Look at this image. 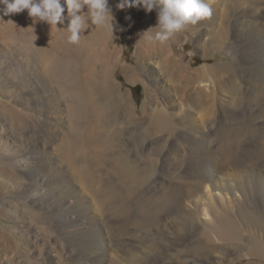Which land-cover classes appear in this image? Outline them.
Returning a JSON list of instances; mask_svg holds the SVG:
<instances>
[{
    "label": "bare ground",
    "instance_id": "1",
    "mask_svg": "<svg viewBox=\"0 0 264 264\" xmlns=\"http://www.w3.org/2000/svg\"><path fill=\"white\" fill-rule=\"evenodd\" d=\"M214 1L206 0L212 8L211 17L202 20L196 26H191L193 28H189V31L186 27L188 32L184 31L186 34V41L183 46L185 47L188 42L192 43L197 51H201L204 55H207L208 51L212 49H218L223 53L236 51L235 48L246 51V47H244L245 38L252 43L258 42L259 45L254 48L253 55L250 56L249 53L244 58L241 56V58L239 54H237L235 57V64H238L239 68L248 67L246 68L249 70L247 79L243 84L237 85L239 88L242 86V90L247 96L248 103L251 105H253V102L260 103V107L264 108V30L262 32L258 31V36L254 38V31L260 29L258 25V20L260 21V19H256L257 17L255 18L254 16H259L261 21L263 20V23L264 12L256 8V10L254 9L255 6L252 4L253 0H218L222 3L220 6L214 5ZM108 2L115 19L114 34L106 27L96 28L95 26H91L86 30L85 36L82 34L79 44L76 45L68 43L69 33L63 31L66 25H57V29L56 27L50 28L46 22L33 24L32 18L28 16L27 10L19 14L4 16V5L0 4V82L1 75L5 74L8 79L13 78L14 80L31 82V84H33L32 86L37 90H41L42 100L41 98L38 99L36 110H33L34 108L31 111L29 110L33 115V119L31 118V120H33L36 125H40V127L44 126L53 134H56L58 138L61 133H64L60 126L65 124L67 120H73L76 134L74 137L71 136L66 139L68 147L62 149L67 150L64 152H66L67 160L73 165L74 172L79 174L83 173V170H79V162L77 160L81 151L88 155L104 154V160H111L112 165L117 170L121 171L124 176L131 177L143 183L142 180L146 181L148 177L147 172H144V168L141 169V164L138 160L136 161L133 154H130L131 151L125 150L127 144L125 145L124 143L122 131L121 129L115 128L119 117L114 110L116 103L111 98V96H114L111 95L113 91L111 72L117 61V48L115 47L117 33L119 32L118 35L120 36L122 32L119 30L120 24H118L117 20L121 17L116 8L118 2L116 0H108ZM257 11H259V14H257ZM153 13L157 14V11L153 10V12L147 13L144 10V18L141 19L138 26L134 29L135 37L139 45L137 47L138 54H140L142 58H147L153 54L154 49L161 52H165L168 49L166 43H156V45L146 43V49L144 48L145 40L143 39L142 33L150 28V24L153 23L154 20L157 22V19L152 15ZM65 15H67V12H65ZM262 25H264V23ZM176 35L178 36L179 34L177 33ZM62 37L66 38L65 44L61 43ZM188 62L190 65L192 64L191 59H188ZM169 65L180 68V64L175 60ZM212 67L214 66L203 65L198 70H210ZM129 72L131 71H125V73ZM188 75L189 74H187V78H191L189 77L191 74ZM236 80L238 81V79ZM163 81L164 83H168V80H154L156 88L163 84ZM129 83L133 84L134 81L130 79ZM58 84L61 85V91L57 88ZM231 86L233 88V84ZM237 86L234 85V91L231 92L229 88L227 89L228 92L224 99L220 98L222 101L221 105L225 106L233 102H239L238 100H240V98H236ZM206 87H208V85ZM215 90L216 89H214V91ZM154 92H156V90H152L151 94L153 95ZM11 94H15V92L9 95ZM51 101H53L54 104L51 103ZM19 104V106L26 109L24 107L26 105L25 101H20ZM251 105L250 108L252 107ZM54 106L58 111L57 113H55L53 109ZM127 107L131 110V106ZM142 108V112L145 114L146 109L145 107ZM16 111H13V119H11L9 123L11 125V122H15L23 131L29 122L26 124L25 119H27V117L24 119L18 114L19 111ZM28 114L30 115V113ZM259 114L260 115L256 116L255 119H252V122L254 121L252 132L256 136V138L254 137L255 142L258 143L256 146H258L260 150H263L264 110L260 109ZM155 117L157 125H165L163 115H156ZM129 120L131 123H137L138 117L133 115ZM258 123L260 126H258ZM81 127L82 130L85 129V131L83 130L84 132H82V140L80 138L81 135L77 133V129ZM214 127L215 125L206 126L204 130L212 132ZM37 128L39 127L36 126V129ZM113 129L115 130L113 131ZM1 132H3V129ZM112 132L115 133L113 134ZM232 136V134L226 135V138L232 140L235 135ZM39 138L42 139L41 137ZM44 138L48 139L45 136ZM5 139L15 143V148L13 150L14 154L12 158L9 159L8 164L17 168L21 174H30V176H34L36 179V183L33 185L30 184L27 186L26 181H22V184L18 187L22 188L27 186L26 188L32 189L33 192L31 195H28V198L34 201L33 204L35 208L43 210L33 212L50 226L49 228L53 231L56 239L58 240L59 238V240H61V247L65 253L67 252L66 256L70 264H92L95 256L98 258V261H102L103 264H141L142 262L140 263L137 261L139 258L137 259L132 256L133 252H131L129 245L136 242L135 247L146 253L147 250H149L147 248L148 244H146L147 240H150V237L154 235L155 238H159L160 234L162 241H158L156 238L154 243L162 242L163 245L164 242H170L174 247L189 246L192 248H189L183 256L180 254L182 257L189 254H197L203 258L198 262L187 261L186 263H182L180 259V261H175L173 256L171 257L169 254L166 257L167 260L164 261L166 262L165 264H203L204 262L206 264H227L225 259L235 254H238L240 258L238 260L249 259L250 261L247 264H255L251 262V259L264 262V243H260V240L258 241L257 239L260 236L263 238L264 185L263 183H258L259 181L256 179L257 177L259 180L258 176L264 178V166L262 167L263 169H261L258 165L233 164L225 168L226 171L222 173L213 171L214 173L211 172L209 176L205 174V168H202L200 173L193 178L195 183L202 180L207 181V183L213 187V191L216 192L215 195L224 192H229L231 194L228 202L222 200V204H215L213 207L210 206L212 210L210 212L213 217V226L211 228L208 227L209 229L205 228L206 234H204V238L200 237V233L204 229L199 219H196L199 217L196 211H194L193 208L191 209L188 204L189 208L184 206L187 200L184 196L179 194L181 191L180 186L173 182L172 178L163 176V173L161 176H158L153 185L155 197L152 199L155 204L152 208L159 210L170 208L174 211H148L146 214L145 211H141L138 214L135 211H126L125 213L127 215L132 216L131 219L126 218L125 221L122 222L113 221L119 224L121 223L124 226L123 230L118 232L122 237L116 238V235L111 230L113 224L106 221L107 218L105 215L97 211H82L83 203L78 199V196L64 195L65 193L61 190V185L64 181L61 182L62 179L50 178L52 174L46 173L48 167H44L43 163L40 161L41 158H38L32 148L26 146L25 142L19 143L16 141L17 138L13 140L7 133L0 134V147L2 144H5ZM50 141H45V144L42 141L38 143L36 141L34 145H36V148L39 147V149L42 147L46 148V152L44 153L47 154L51 150L55 151L52 139ZM57 144L58 142L55 143V145ZM115 146L121 149H118L117 153L109 157L107 153L116 149ZM36 148L35 150H37ZM3 154H5L4 150L0 148V155ZM7 157L9 158L10 156ZM52 158L56 159L57 157ZM83 162L84 168H91V163L88 159L83 160ZM32 164L36 165L38 169L30 171V166ZM50 164H52V166L49 171L53 174L60 172L56 165L65 168L63 162ZM164 166L165 165L155 166V170L165 172ZM196 169L198 170V168ZM252 172H255L256 175H252ZM98 173L96 176H99ZM234 175L237 179L233 178ZM70 177L77 187H81L78 179H75L73 174H71ZM38 182H41V185L38 186ZM9 186L13 188L17 185L12 183ZM59 194L65 197L60 203L65 210L51 211L52 206L50 205V200L56 198ZM117 194L118 193H115V196H117ZM112 196H114V193L111 194V198H113ZM188 202L189 201H187V203ZM8 207L9 214H13L14 218L16 217L19 221L20 218H24L22 213L14 211V208H16L14 205H8ZM136 216L138 218L140 217L139 220L145 225L150 223V221L152 223V220H154V222L157 220V226L155 227L154 224L151 226H143L138 229H136L135 226L132 228L127 227V221L137 220L138 218H136ZM20 225L23 228L29 227L26 220L20 221ZM172 226L175 228L171 229ZM175 230L187 231V237L184 239H181L182 237L179 239H172L171 236L176 232ZM203 233L204 232H202V234ZM97 234L100 235V239L95 236ZM207 235L209 236L208 238ZM214 236L219 242L224 243L225 247L224 249L221 247V256L215 259H213L211 254L203 251L206 250L204 245H207L208 248L211 247L209 251L216 247L215 243L217 241L211 238ZM137 243L141 245L138 246L136 245ZM153 246L154 245H152V248ZM165 246H167V244ZM171 250L173 249H170V251ZM49 254L51 255V253ZM134 255L137 254L134 253ZM141 257L142 256H140V258ZM155 260L156 258L154 257L152 261L153 264H155Z\"/></svg>",
    "mask_w": 264,
    "mask_h": 264
},
{
    "label": "rangeland",
    "instance_id": "2",
    "mask_svg": "<svg viewBox=\"0 0 264 264\" xmlns=\"http://www.w3.org/2000/svg\"><path fill=\"white\" fill-rule=\"evenodd\" d=\"M116 1L118 3L120 2V0ZM221 4L218 0L214 1V5L216 6H220ZM252 4L255 6H253L254 9L256 8L264 12V0H253ZM118 12L121 17L117 20L118 24H120L119 30H121L122 34L119 36V32L117 33L115 41L117 61L111 72L113 82L111 95H114L111 98L116 103L114 110L119 117L115 128L121 129L122 131L124 143L125 145L127 144L125 150H130V154H133L136 161L138 160L141 164V169L144 168V172H147L148 177L146 181L142 180L143 183H141L136 179L124 176L121 171L112 165L111 160H104V154L88 155L82 151L79 153L80 156L77 159L79 164H77L79 165V170H83V173L79 174L74 172V167L67 160L66 152H64L67 150L62 149L68 147L66 139L71 136L74 137L76 134L73 120H67L65 124L60 126L64 133H61L59 138L44 126L40 127V125H36L31 120V118L33 119V115L29 110L31 111L33 108V110H36V103L42 97V91L32 86L33 84L31 82L14 80L13 78L8 79L5 74L1 75L0 82V134L7 133L13 140L17 138L16 141L19 143L25 142L26 146L32 148L38 158H41L40 161L44 167H48L46 173L52 174L50 178L62 179L61 182L64 181L61 185V190L65 193L63 194L78 196V199L83 203L82 211H97L105 215L107 218L106 221L113 224L111 230L116 235V238L122 237L118 232L123 230L124 226L121 223L119 224L113 221L122 222L126 218L131 219L132 216L127 215L125 213L126 211H135L137 214L141 211H145V214L148 211H174L170 208H164V210L152 208L155 204L152 199L155 197L153 185L162 173L163 176L172 178L173 182L180 186L181 191L179 194L189 201L188 203L187 201L185 202L186 205L183 203L184 206L189 208L188 205H190L191 209L193 208L196 211L197 216H199L196 219H199L200 223H202L203 229L211 228L213 226V217L210 212L212 211L211 207L215 204H222V200L228 202L231 194L224 192L215 195L216 192L213 191V187L207 181L202 180L195 183L193 178L200 173L202 168H205V174L209 176L211 172L214 173L213 171L222 173L226 171L225 168L233 164L258 165L261 169L264 166V149L260 150L256 146L258 143L255 142L256 136L252 132L254 126L252 119L260 115L259 110H264V108L260 107V103L253 102V105L248 103L242 86L239 88L237 85L244 83L248 77L249 70L246 69L248 67H240V69L238 64H235L237 54L243 58L249 53L251 56L253 55L254 48L259 43H252L245 38L244 47H246V51L235 48L236 51L223 53L218 49H212L208 51L207 55H204L201 51H197L192 43L188 42L185 47L183 46L186 41L185 32L193 28L189 25L190 27L187 26L188 31L185 29L181 33L179 32L178 36L176 35L171 38L168 41L169 43L166 42L168 49L165 52L154 49L153 54L147 58H142L138 54L137 47L139 45L135 37L134 29L138 26L141 19L144 18V9L142 7L139 9L131 8L118 10ZM152 15L157 19L156 13ZM126 17H130V19H126ZM254 17L260 19V21L258 20L260 29L254 31L255 38L259 34L258 31L262 32L264 30V25H262L264 22L262 23L263 20L261 21L259 16ZM156 24L157 22L154 20L150 24V27H154ZM65 39L62 37V44H65ZM146 43L145 41V49L148 44ZM188 59H191V65ZM173 60L180 64V68L169 65ZM203 65L214 67L210 70H198ZM126 70H130L131 72L125 73ZM187 74H191L190 76L188 75L191 78H187ZM130 79L134 81L133 84L129 83ZM161 79L168 80L167 82L170 83H164L163 81V84L156 88L154 80ZM231 83L233 84V88ZM207 85L208 87H206ZM234 85L237 86L236 98H240L238 100L239 102H233L231 103L232 105H221L222 101L220 98L224 99L227 95L228 88L230 92L234 91ZM57 88L61 91L60 84L57 85ZM214 89L216 90L214 91ZM152 90H156L153 95L151 94ZM12 92H15V94L9 95ZM20 101H25L26 105L24 107L26 109L19 106ZM51 103L54 104L53 101ZM250 105L252 106L251 108ZM127 106H131V110ZM142 107L146 109L145 114L142 112ZM53 109L55 113L58 112L55 106ZM12 110L19 111L18 114L24 119L27 117L25 121L26 124L29 123L26 125L25 130L23 129L22 131L15 122H11L10 125L9 121L13 119ZM133 115L138 117L137 123L130 122L129 119ZM156 115L164 116L165 125H157L155 122ZM35 125L39 128L36 129ZM210 125H215L212 132L205 131L204 128ZM258 126H260L259 123ZM2 129L3 132H1ZM83 130L85 131V129ZM83 130L82 127L77 129L78 135H81V140L83 139ZM112 133L114 134L115 132ZM230 134L235 135L234 137L232 136V140L226 138V135ZM44 136L48 139L44 138ZM51 139L54 143L55 151L51 150L47 154L44 153L46 152V148L42 147L39 149V147L36 148V145H34L36 141L37 143L42 141L45 144V141L49 142ZM4 142L5 144H2L0 147L5 153L0 155V161L3 160L0 162V264H70L66 256L67 252L65 253L61 247V240L58 238V241L53 231L50 230V226L33 212L43 211L35 208L34 201L32 200V202L28 198V195H31L33 191L31 188L26 187L36 183L35 177L30 176V174H21L17 168L8 164L9 159L14 154L15 143L10 142L8 139H5ZM56 142H58L57 145H55ZM115 147L116 149L107 153L109 157L117 153L118 149H121L118 146ZM7 156L10 157L8 158ZM52 157L57 158L53 159ZM82 159H88L90 161V169L84 168ZM58 162H63L65 168L56 165L60 172L51 173L49 169L52 164L50 163ZM160 165H165V172L155 170V166ZM30 168V171L38 169L33 164ZM97 173L99 176H96ZM71 174L75 176V179H78L81 187L75 185V182L70 177ZM252 175H256L255 172H252ZM258 177L259 180L256 177L257 181H259L258 183H263L264 185V178ZM233 178H236V176L234 175ZM22 181H26V187H18L22 184ZM12 183L17 185L14 186L15 189L9 186ZM37 185H41V182H38ZM112 193H114L113 198H111ZM115 193H118L117 196H115ZM64 198L63 195L59 194L56 198L50 200V205L52 206L51 211H64L65 208L60 204ZM8 205H14L16 207L14 211L23 214L24 218H20V221L26 220L29 227L23 228L20 225V221L16 217L14 218L13 214H9ZM136 218L138 217L136 216ZM139 219L140 217L134 221H127L126 226L130 228L135 226L136 229L154 224L155 227L157 226V220L155 222L152 220V223L150 221V223L145 225ZM174 228V226L171 227V229ZM204 230L200 233V237L202 238L206 234V230ZM262 231L263 238L261 236L257 238L258 241L260 240V243H264L262 242L264 241V228H262ZM202 232L204 233L202 234ZM187 233V231H176L171 238L179 239L182 237L181 239H184L187 237ZM160 235L159 238L156 237L158 241H162ZM95 236L100 239V235L97 234ZM156 238L155 235L151 236L150 240L148 239L146 242L149 245H147L149 249L147 252L149 253L138 250L135 247L136 242L130 244L129 247L131 248V252H133L132 256L137 259L139 258L140 261L139 259L136 260L140 263L144 262L143 264H153L154 257L156 258L155 264H165L166 262L164 261L167 260L166 257L169 254L171 257L173 256L175 261L181 260L182 263H186L187 261L198 262L202 258L197 254H189L187 255L188 257H182L192 247H174L170 242H164L163 245L162 242L154 243ZM211 238L217 241V244L215 243L216 247L209 251L211 247L208 248L207 245H204L206 250L203 251L211 254L213 259L219 258L221 256V247L223 249L225 248L224 243L219 242L215 236ZM166 244L167 246H165ZM136 245L139 246L141 244L137 243ZM152 245H154L153 248ZM170 249L173 250L170 251ZM134 253L137 255H134ZM140 256L143 258H140ZM238 259H240L238 254H235L228 256L225 260L227 264H247L250 261L249 259ZM251 262L264 264L263 261H258L257 259H251ZM93 263L103 264L102 261H98L96 256ZM203 264L206 263L204 262Z\"/></svg>",
    "mask_w": 264,
    "mask_h": 264
},
{
    "label": "clouds",
    "instance_id": "3",
    "mask_svg": "<svg viewBox=\"0 0 264 264\" xmlns=\"http://www.w3.org/2000/svg\"><path fill=\"white\" fill-rule=\"evenodd\" d=\"M0 4L4 5V16L27 10L33 24L46 22L50 28L66 25L63 31L69 33L68 43L73 45L79 44L82 34L85 36L91 26L106 27L113 34L115 30L108 0H0ZM141 7L147 13L157 11L156 26L142 33L150 45L165 44L187 26H196L212 15V8L206 0H120L116 4L118 10Z\"/></svg>",
    "mask_w": 264,
    "mask_h": 264
}]
</instances>
